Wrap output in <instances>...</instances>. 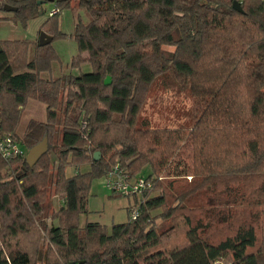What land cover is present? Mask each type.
Instances as JSON below:
<instances>
[{
    "label": "trees",
    "instance_id": "1",
    "mask_svg": "<svg viewBox=\"0 0 264 264\" xmlns=\"http://www.w3.org/2000/svg\"><path fill=\"white\" fill-rule=\"evenodd\" d=\"M50 1L0 0V24L25 29ZM72 2L88 22L76 21L70 68L91 71L53 78L52 43L66 37L59 13ZM53 4L59 13L40 26L50 44L0 40V133L25 149L0 157V264H264V0ZM173 91L195 99L198 116L151 128L141 119L146 100ZM30 100L44 105L45 120L29 119L19 136ZM45 138L47 152L29 167L28 150ZM173 162L182 172L167 173ZM82 165L90 169L66 175ZM114 167L127 180L144 179L132 197L136 219L110 231L99 223L80 228L92 180ZM51 196L63 203L56 212ZM47 218L58 225L46 228ZM164 221L170 225L159 229Z\"/></svg>",
    "mask_w": 264,
    "mask_h": 264
},
{
    "label": "rangeland",
    "instance_id": "2",
    "mask_svg": "<svg viewBox=\"0 0 264 264\" xmlns=\"http://www.w3.org/2000/svg\"><path fill=\"white\" fill-rule=\"evenodd\" d=\"M76 2H72L71 7L63 10L59 13L57 8H53L52 4H47L44 6L46 12L44 15L37 17L27 23L25 29H23L19 24L12 23H1L0 24V40H29L36 41L40 35V26L46 20L47 17L53 16L55 14L59 15V29L66 34V37L60 40H56L52 43V48L59 57V61L53 65V75L58 74L62 75H80L81 73H89L91 67L89 64H83L78 69H71L70 63L73 57L78 54L76 42L73 39V32L75 24L78 18L82 20L83 23L88 22V17L85 14V11L76 8ZM178 36L176 35V38ZM173 50L172 46L163 47V51L169 56ZM85 57V54L82 55ZM33 57V46H30L28 49V60ZM52 76V75H51ZM44 78L46 75L43 76ZM37 107V108H36ZM200 104L195 100L187 97L184 93L178 92H167L161 93L156 92L150 96L143 107L141 113V119H147L150 122L151 128H178L185 126L187 122H191L193 117L198 116L200 112ZM44 105L31 101L27 102L24 111L20 120V127L18 129V134L21 136L23 130L26 126V123L29 119H35L40 121L44 119ZM42 115L40 116V114ZM141 126V122L139 124ZM143 127V126H142ZM51 161L56 164V159L54 155L50 154ZM7 166L1 171L4 174L7 170ZM183 164H177L173 162L167 169L168 174L174 172H180L182 170ZM82 170H89V165L80 166ZM74 168H68L66 170L67 176H72ZM182 172V171H181ZM107 177H100L92 180L89 195L87 200V214H80L78 216V226L82 228L87 222L88 223H99L102 226H105L107 231H110V228L113 224L125 223L129 220V210L132 205H134V200L129 197H121L114 195L106 187ZM187 180L190 181L191 177H187ZM138 203L140 196H137ZM51 207L53 211H57L63 203L55 196H51L50 199ZM136 205V204H135ZM135 207V206H134ZM160 210H157L153 213V216L158 215ZM161 220H157L156 224H160ZM43 223L46 228L52 226H57V220H52L51 218L43 219ZM159 226L161 228H167L170 225L169 221L162 222ZM48 245V238L43 229L40 230L39 235V249L45 250ZM37 264H42L37 262Z\"/></svg>",
    "mask_w": 264,
    "mask_h": 264
},
{
    "label": "built area",
    "instance_id": "3",
    "mask_svg": "<svg viewBox=\"0 0 264 264\" xmlns=\"http://www.w3.org/2000/svg\"><path fill=\"white\" fill-rule=\"evenodd\" d=\"M25 149L20 144L15 142L9 134L0 133V157L4 160H10L19 155H24ZM106 187L117 196L133 197L138 195L143 189L145 182L142 178H133L127 180V176L122 174L118 167H114L112 171L107 174ZM130 219L135 220L138 212L134 205L130 208Z\"/></svg>",
    "mask_w": 264,
    "mask_h": 264
},
{
    "label": "water",
    "instance_id": "4",
    "mask_svg": "<svg viewBox=\"0 0 264 264\" xmlns=\"http://www.w3.org/2000/svg\"><path fill=\"white\" fill-rule=\"evenodd\" d=\"M61 0H51V3H55ZM41 2H37L38 5H40ZM232 8L237 11L238 13H242V8L240 4L237 1H233L232 3ZM4 10L7 12L15 11V8H12L10 6H4ZM52 41V38L48 35H46L44 32H40L39 38H38V45L39 46H44L50 44ZM110 83V78L107 77L104 81L105 85H108ZM48 150V143L47 139H43L40 143L32 147L31 149L28 150L26 156H25V161L29 167H33L36 162L47 152ZM99 156V153L94 154V160H97Z\"/></svg>",
    "mask_w": 264,
    "mask_h": 264
},
{
    "label": "crops",
    "instance_id": "5",
    "mask_svg": "<svg viewBox=\"0 0 264 264\" xmlns=\"http://www.w3.org/2000/svg\"><path fill=\"white\" fill-rule=\"evenodd\" d=\"M52 7H53V8L55 7L53 3H52ZM7 40H8V39H7ZM19 40H20V39H19ZM82 65H83V64H82ZM82 65H81V66H82ZM53 66H54V65H53ZM53 66H52V67H53ZM53 72H54V70H53ZM53 72H52V77H53V78L60 77L58 74L53 75ZM77 76H78V75H77ZM31 101H32V100L28 101V103L31 102ZM36 108H37V107H36ZM23 111H24V110H23ZM41 115H42V113L40 114V116H41ZM44 120H45V109H44V119H42V120H40V121H44ZM77 171L83 173V172H86V171H88V170H82V168L75 169L74 172H73V174H71V175H74L75 172H77Z\"/></svg>",
    "mask_w": 264,
    "mask_h": 264
}]
</instances>
